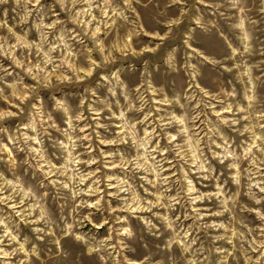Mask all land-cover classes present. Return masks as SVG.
<instances>
[{
  "label": "rangeland",
  "instance_id": "obj_1",
  "mask_svg": "<svg viewBox=\"0 0 264 264\" xmlns=\"http://www.w3.org/2000/svg\"><path fill=\"white\" fill-rule=\"evenodd\" d=\"M0 264H264V0H0Z\"/></svg>",
  "mask_w": 264,
  "mask_h": 264
}]
</instances>
